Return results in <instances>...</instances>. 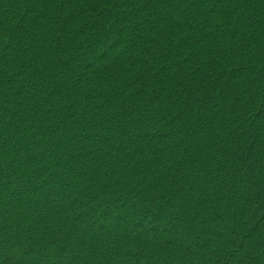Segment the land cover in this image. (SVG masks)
Wrapping results in <instances>:
<instances>
[{
    "label": "trees",
    "instance_id": "trees-1",
    "mask_svg": "<svg viewBox=\"0 0 264 264\" xmlns=\"http://www.w3.org/2000/svg\"><path fill=\"white\" fill-rule=\"evenodd\" d=\"M0 264H264V0H0Z\"/></svg>",
    "mask_w": 264,
    "mask_h": 264
}]
</instances>
